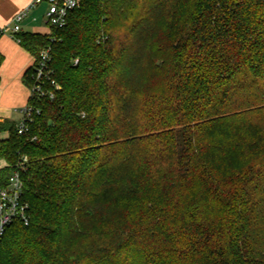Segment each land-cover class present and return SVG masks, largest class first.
I'll return each mask as SVG.
<instances>
[{"label": "trees", "instance_id": "obj_1", "mask_svg": "<svg viewBox=\"0 0 264 264\" xmlns=\"http://www.w3.org/2000/svg\"><path fill=\"white\" fill-rule=\"evenodd\" d=\"M15 40L58 89L0 124V264H264V0H81Z\"/></svg>", "mask_w": 264, "mask_h": 264}, {"label": "built area", "instance_id": "obj_2", "mask_svg": "<svg viewBox=\"0 0 264 264\" xmlns=\"http://www.w3.org/2000/svg\"><path fill=\"white\" fill-rule=\"evenodd\" d=\"M80 2L81 0H30L23 10L13 16L10 24L0 28V37L7 35L15 39V35L20 32L22 21L40 5L45 6L43 20L46 27L53 30L62 28L66 23L68 13L78 8ZM48 60V51H41L38 60L33 66L34 85L28 88L30 92L29 98L31 96L36 98L48 96L52 99L50 92L43 90V78L49 81L51 85H54L49 80V73L46 69ZM54 87L58 89L56 85ZM33 113V107L28 104L21 110V119L15 126L17 135L21 136L27 132V123L31 120ZM23 162H25V158H23ZM22 169L23 164L17 166L8 176L6 187L0 188V238L5 229L14 220H19L23 225H27L28 223L26 205L22 200V181L20 178V171Z\"/></svg>", "mask_w": 264, "mask_h": 264}, {"label": "crops", "instance_id": "obj_3", "mask_svg": "<svg viewBox=\"0 0 264 264\" xmlns=\"http://www.w3.org/2000/svg\"><path fill=\"white\" fill-rule=\"evenodd\" d=\"M29 2L30 0H0V28L10 24L13 16L23 10ZM44 12V5L30 12L22 21L20 32L43 33L40 28L42 25L46 27ZM33 63L34 58L15 39L7 35L0 37V124L5 121L16 124L21 119V110L30 95L22 80ZM7 137V132L0 131V141ZM4 167L5 163L0 159V169Z\"/></svg>", "mask_w": 264, "mask_h": 264}, {"label": "rangeland", "instance_id": "obj_4", "mask_svg": "<svg viewBox=\"0 0 264 264\" xmlns=\"http://www.w3.org/2000/svg\"><path fill=\"white\" fill-rule=\"evenodd\" d=\"M43 6V5H42ZM44 27V28H43ZM40 30H41V32H43V33H41V34H47V33H49V28H47V27H45V26H41V28H40ZM46 31H47V33H46Z\"/></svg>", "mask_w": 264, "mask_h": 264}]
</instances>
